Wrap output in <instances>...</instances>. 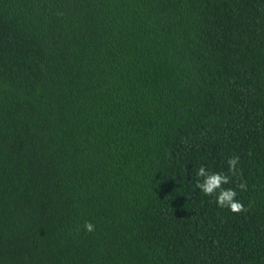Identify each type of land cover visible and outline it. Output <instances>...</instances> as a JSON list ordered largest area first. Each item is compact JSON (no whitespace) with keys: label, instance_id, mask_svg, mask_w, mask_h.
Wrapping results in <instances>:
<instances>
[{"label":"trees","instance_id":"1","mask_svg":"<svg viewBox=\"0 0 264 264\" xmlns=\"http://www.w3.org/2000/svg\"><path fill=\"white\" fill-rule=\"evenodd\" d=\"M0 264H264V0H0Z\"/></svg>","mask_w":264,"mask_h":264},{"label":"clouds","instance_id":"2","mask_svg":"<svg viewBox=\"0 0 264 264\" xmlns=\"http://www.w3.org/2000/svg\"><path fill=\"white\" fill-rule=\"evenodd\" d=\"M241 157L233 155L227 161L228 173L209 171L206 167L200 166L195 173V188L204 196L213 197L216 205L222 209H228L233 214H241L246 211L245 205L237 198L238 193L234 188H225L236 181V188L240 191H247V181L243 179L242 169L239 167ZM88 233L95 231V225L91 222L84 224Z\"/></svg>","mask_w":264,"mask_h":264}]
</instances>
